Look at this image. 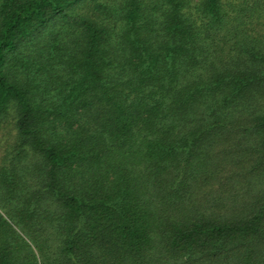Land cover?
<instances>
[{
  "label": "trees",
  "instance_id": "obj_1",
  "mask_svg": "<svg viewBox=\"0 0 264 264\" xmlns=\"http://www.w3.org/2000/svg\"><path fill=\"white\" fill-rule=\"evenodd\" d=\"M0 264H264V0H0Z\"/></svg>",
  "mask_w": 264,
  "mask_h": 264
}]
</instances>
